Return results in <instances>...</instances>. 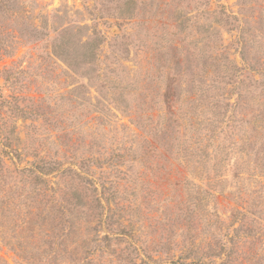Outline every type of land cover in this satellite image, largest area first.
<instances>
[{
	"label": "rangeland",
	"instance_id": "rangeland-1",
	"mask_svg": "<svg viewBox=\"0 0 264 264\" xmlns=\"http://www.w3.org/2000/svg\"><path fill=\"white\" fill-rule=\"evenodd\" d=\"M0 264H264V0H0Z\"/></svg>",
	"mask_w": 264,
	"mask_h": 264
},
{
	"label": "trees",
	"instance_id": "trees-1",
	"mask_svg": "<svg viewBox=\"0 0 264 264\" xmlns=\"http://www.w3.org/2000/svg\"><path fill=\"white\" fill-rule=\"evenodd\" d=\"M37 168V167H36ZM38 169V168H37Z\"/></svg>",
	"mask_w": 264,
	"mask_h": 264
}]
</instances>
